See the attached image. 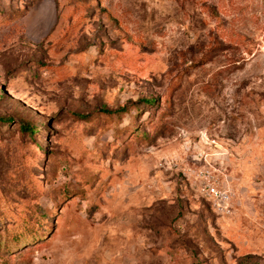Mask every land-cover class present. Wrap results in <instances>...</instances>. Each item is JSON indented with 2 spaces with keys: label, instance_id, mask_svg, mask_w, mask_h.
I'll list each match as a JSON object with an SVG mask.
<instances>
[{
  "label": "rangeland",
  "instance_id": "374dc122",
  "mask_svg": "<svg viewBox=\"0 0 264 264\" xmlns=\"http://www.w3.org/2000/svg\"><path fill=\"white\" fill-rule=\"evenodd\" d=\"M2 117L0 264H264V0H0Z\"/></svg>",
  "mask_w": 264,
  "mask_h": 264
},
{
  "label": "trees",
  "instance_id": "16d2710c",
  "mask_svg": "<svg viewBox=\"0 0 264 264\" xmlns=\"http://www.w3.org/2000/svg\"><path fill=\"white\" fill-rule=\"evenodd\" d=\"M156 101L155 97H150L149 99H146L144 101V105H149L152 104ZM103 110V113L106 114H112L114 112H116L117 110H108V109H101ZM1 122L4 124H9L11 125L12 128H15L16 131L19 133V135L21 137H23L24 135L29 136L30 139H32V141H34V138L36 137L37 133L39 132V128H38V123L37 121H27L23 118H17L14 119L12 117H8V118H0ZM22 190L19 189V192L21 194L24 193H29L28 190H30L27 186H22L21 188ZM245 259H249L252 258L251 256H245Z\"/></svg>",
  "mask_w": 264,
  "mask_h": 264
},
{
  "label": "built area",
  "instance_id": "2783aa9c",
  "mask_svg": "<svg viewBox=\"0 0 264 264\" xmlns=\"http://www.w3.org/2000/svg\"><path fill=\"white\" fill-rule=\"evenodd\" d=\"M210 194L212 195V196H214V195H218V193L214 190V189H210Z\"/></svg>",
  "mask_w": 264,
  "mask_h": 264
}]
</instances>
